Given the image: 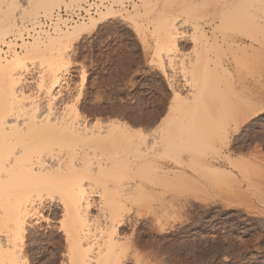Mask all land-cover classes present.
<instances>
[{
  "label": "bare ground",
  "instance_id": "obj_1",
  "mask_svg": "<svg viewBox=\"0 0 264 264\" xmlns=\"http://www.w3.org/2000/svg\"><path fill=\"white\" fill-rule=\"evenodd\" d=\"M127 1L131 0H100L96 6L92 0H31L36 7L22 11L10 7L13 0H0V141L14 146L27 139L28 155L21 161L19 175L31 177L35 173V178L54 179L64 189L62 196L40 203L42 211L36 214L27 210L30 206L21 196L14 210L19 228L12 237L10 254L21 264H153L158 254H149L150 249L143 254V245L134 242L137 222L132 215H139L144 206L149 208L155 193L163 195L162 189L172 185L206 182H231L242 188V180L251 174L245 160H234L231 153H226L229 137L225 148L217 146L230 124L247 122L253 117L248 115L251 107L261 104L259 97L246 96L245 104L235 109L231 100L236 85L234 73H243L241 68L251 56L249 49L256 48L248 47L245 38L260 41L258 36L264 33L260 0H237L236 4L235 0H207L224 9L217 10L219 23L211 34L198 21L208 5L206 1L138 0L133 10L125 12L124 19L137 33L148 25L154 41V61L172 94L167 108L166 103L159 106L156 118H162L152 135L126 122L91 125L75 103L57 108L55 102H62L65 76L72 67L68 53L83 36L118 18L121 12L117 8L127 9ZM16 2L24 4L26 0ZM87 2L77 9L87 13L86 19L70 23L61 15V8L70 10V6ZM56 11L60 12L52 15ZM41 15L45 18L39 22ZM44 19L51 21L50 27H44ZM188 28L190 32L184 31ZM228 31H239L244 38H235ZM12 36L16 39L7 42ZM188 38L194 44L193 56L176 73L180 42ZM31 67L40 70L35 81L27 78ZM238 80L240 84L243 81ZM34 86L37 94L26 90ZM150 145L155 148L150 149ZM121 149L126 156L118 158L124 151L119 152ZM60 213L64 219L58 228L59 240L39 233L43 219L48 228L53 227L52 216ZM31 246L37 248V263L29 258Z\"/></svg>",
  "mask_w": 264,
  "mask_h": 264
},
{
  "label": "rangeland",
  "instance_id": "obj_2",
  "mask_svg": "<svg viewBox=\"0 0 264 264\" xmlns=\"http://www.w3.org/2000/svg\"><path fill=\"white\" fill-rule=\"evenodd\" d=\"M193 1L207 2V7L202 10V19L199 18L198 21L201 27L211 34L213 26L219 23L218 11L223 8L220 9L207 0ZM87 4L88 2L73 5L69 7L73 9L66 10L78 11L79 7L82 9ZM117 9L121 12L120 17L102 23L95 31L83 36L68 53L72 67L65 76L66 84L62 88L60 98L62 102L57 103L59 101L57 100L55 105L58 109H63L65 106L77 104L81 116L89 119L91 125L119 121L128 123L136 130L147 131L144 127V121L147 119L151 131H154L162 118H156L161 108L159 106L166 103L167 108L172 94L162 69L154 61V41L148 25L142 27V33H137L136 28L124 19L127 18L125 12L133 8ZM261 14V23L264 25V13ZM41 18L45 17L41 15L39 22ZM28 26H31V23H28ZM101 28H110V35L114 39L99 41L94 39ZM184 31L191 30L188 28ZM228 34L235 38H244L239 31L233 33L228 31ZM258 38L260 41L245 38L248 47L253 45L256 50L249 49V55L252 57L249 56L245 68H241L243 73L239 74L234 69L236 85L231 100L235 109L245 104L246 96L253 98L252 95H255L264 103V33ZM15 39L16 37L12 36L7 42ZM27 40H31L30 37ZM180 47L182 51L176 59L174 70L176 73L180 72L182 63L193 56L194 44L188 38L180 42ZM36 68H30L32 70L31 75L27 77L28 80L35 81V78H38L40 70L39 67ZM167 72L173 75L168 68ZM84 73L85 81L82 80ZM240 78L243 79V84L240 82L245 85L244 89L239 83ZM26 90L32 94L38 92L35 86ZM249 124L264 128V121L259 120V115L249 118L245 123L241 122L239 129L229 135L230 145L226 151L227 154L231 153L229 155L235 158L234 160H245L251 170L249 178L242 180V188L231 182L172 185L162 189L163 195L155 193V201L152 203V199L149 208L148 206L140 208V216L132 215L137 222V229L133 233L134 242L143 245L140 249L143 254L149 249V254L152 252L151 255L158 254L157 262L153 264H264V132L256 133L251 141L245 138L238 142V137ZM118 151L122 152L118 158L126 156L125 149ZM240 178L242 179L241 176ZM153 188L159 187L153 185ZM193 189H196L195 194ZM185 197L189 198L188 201ZM58 205L53 203L52 206L59 207ZM52 217L55 218L54 226L48 228L43 219L39 233L51 235L59 240L61 234L58 228L64 217L61 213ZM36 252H38L36 247H29L28 255L30 254L32 263L39 261V254Z\"/></svg>",
  "mask_w": 264,
  "mask_h": 264
},
{
  "label": "snow or ice",
  "instance_id": "obj_3",
  "mask_svg": "<svg viewBox=\"0 0 264 264\" xmlns=\"http://www.w3.org/2000/svg\"><path fill=\"white\" fill-rule=\"evenodd\" d=\"M260 6L264 9V0H260ZM10 7L28 11L36 7V5L31 0H26L24 4L13 0ZM110 31V28H101L94 39L98 41L114 39L110 35ZM257 113H259V120L264 121V103H261L259 107L252 106L248 115L256 116ZM240 123L241 121L237 120L234 122V127L232 124L229 125L217 146L218 149H223L228 145L229 135L239 129ZM144 127L148 134L152 135L147 119L144 121ZM260 132H264V128L254 127L249 124L238 137V142L245 138L251 141L256 133ZM25 135H27V130H25ZM29 144L30 142L27 139L22 143L14 144V146L6 145L0 141V264H21L19 260L10 255L13 251L11 247L12 237L19 228V219L14 216V210L21 203V196L23 201L30 206L27 210L36 214L42 211L39 204L45 199L51 200L64 194V189L54 179H37L35 178V173H32L31 177L19 175L21 161L28 155ZM152 148H155V145H150V149ZM6 153L7 158H5ZM23 214L24 210L22 209L20 215L22 216ZM3 237H7V239L4 240ZM69 241H71V235H69ZM70 251L72 250L70 249ZM6 252L9 254L8 259H5Z\"/></svg>",
  "mask_w": 264,
  "mask_h": 264
},
{
  "label": "built area",
  "instance_id": "obj_4",
  "mask_svg": "<svg viewBox=\"0 0 264 264\" xmlns=\"http://www.w3.org/2000/svg\"><path fill=\"white\" fill-rule=\"evenodd\" d=\"M138 0H131V1H127L126 3H124L125 7L127 9H132L133 4L136 3ZM91 3H96L98 6L100 4V0H92ZM91 9V8H90ZM89 9V10H90ZM92 13L94 12V7L91 9ZM61 15L65 18L68 19V21L71 23L72 21H79L82 18H87L88 15L87 13L82 10V11H75V12H70V11H66V10H62ZM72 20V21H71ZM41 23L44 25V27H50L51 26V21L50 20H42Z\"/></svg>",
  "mask_w": 264,
  "mask_h": 264
}]
</instances>
